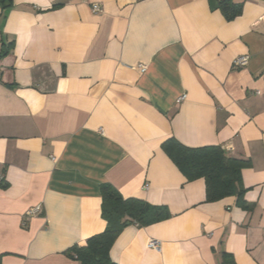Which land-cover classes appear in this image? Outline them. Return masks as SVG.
Returning <instances> with one entry per match:
<instances>
[{
    "label": "crops",
    "instance_id": "1",
    "mask_svg": "<svg viewBox=\"0 0 264 264\" xmlns=\"http://www.w3.org/2000/svg\"><path fill=\"white\" fill-rule=\"evenodd\" d=\"M234 1L243 12L230 22L216 0L0 4V41L12 43L0 59L2 264H79L66 251L107 228L105 183L172 214L127 226L115 263L223 264L226 252L264 264V0ZM172 137L250 161L253 209L206 203L205 181L163 151Z\"/></svg>",
    "mask_w": 264,
    "mask_h": 264
},
{
    "label": "trees",
    "instance_id": "2",
    "mask_svg": "<svg viewBox=\"0 0 264 264\" xmlns=\"http://www.w3.org/2000/svg\"><path fill=\"white\" fill-rule=\"evenodd\" d=\"M12 0H0L3 9L11 6ZM216 7L227 21H234L243 12L242 3L234 0H216ZM0 59L11 49L12 43L0 41ZM163 151L189 182L203 179L206 184V203H215L235 197L237 206L251 211L245 199L248 189L242 180V171L250 161L227 155L221 146L191 148L172 137L162 144ZM8 187L5 177H0V188ZM102 218L107 223L104 232L91 237L84 245H75L66 254L79 264H117L111 258L112 247L123 232L131 225L148 227L172 217L166 206H155L137 198L125 199L111 184L101 186ZM223 264H236L231 254L222 253ZM2 264V256H0Z\"/></svg>",
    "mask_w": 264,
    "mask_h": 264
},
{
    "label": "built area",
    "instance_id": "3",
    "mask_svg": "<svg viewBox=\"0 0 264 264\" xmlns=\"http://www.w3.org/2000/svg\"><path fill=\"white\" fill-rule=\"evenodd\" d=\"M100 11H101V8L98 5L93 6V12L94 13H98ZM249 59H250L249 56L238 57L237 59H235V61L233 63V67L234 68L246 67L249 63ZM145 70H146V68L143 67V71H145ZM186 98H187V95L184 94L178 99V102L180 103V102L184 101ZM41 212H42V207L37 206L35 208L30 209L26 215H27V217H33V216H36L37 214H39ZM149 247L152 249L159 250L160 249V243L156 240H152L149 243Z\"/></svg>",
    "mask_w": 264,
    "mask_h": 264
}]
</instances>
